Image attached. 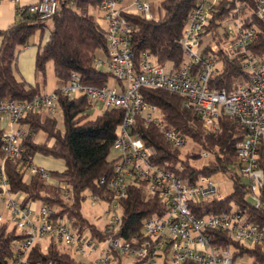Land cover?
Segmentation results:
<instances>
[{
    "label": "trees",
    "instance_id": "trees-1",
    "mask_svg": "<svg viewBox=\"0 0 264 264\" xmlns=\"http://www.w3.org/2000/svg\"><path fill=\"white\" fill-rule=\"evenodd\" d=\"M39 0H36L38 2ZM152 4V1L149 0ZM102 0H74L73 4L60 6L56 15L41 21L31 12L33 4L20 10L15 23L0 30V104L9 102H29L38 95H45L48 65L53 64L54 77L66 85L73 75L83 84L103 87L111 82V75L96 66V58L107 52L106 29L100 25V16L91 13L99 11ZM259 0H217L210 8V24L204 36V48L218 46L217 71L209 79L211 89L232 93L250 77L244 69L243 56L235 50L225 32L224 25L242 18L246 27L259 30L257 38L249 45L252 57L264 63V21L257 16ZM202 0H160L159 11L164 15L156 20H147L139 14L126 12L125 18L133 33L130 47L136 63L141 54L149 50L157 64L177 71L185 61L183 37L191 11ZM35 4V3H34ZM243 8L241 12L239 8ZM39 33V51L36 58V82L29 85L19 75L18 57L32 37ZM48 40L44 45L45 36ZM55 89L58 99L55 110L61 113L63 127L59 119L47 111L28 113L19 127L27 132L18 155L9 156L6 161L7 191L11 195L23 196V205L40 203L53 211V221L68 220L79 234L89 233L95 242L106 241L110 234L90 222L82 213V204L88 195L107 203L112 201V191L102 184L113 176L118 159L111 160L119 127L123 123L125 111L121 108L107 109L90 118L92 104L84 95L69 98ZM147 103L159 110L160 122L166 128L183 134L187 140L197 144L204 152L214 156V161L203 168L191 164L190 154L173 148L157 125H147L139 118L135 133L147 146L155 150L152 163L181 177L189 184H196L201 177L213 178L223 175L232 183V192L195 200L191 209L197 217L223 214H241L248 221L264 230V189L263 205L256 208L250 187L240 173L237 144L244 139L245 131L236 118L221 115L218 130L207 131L203 121L194 109L185 107L181 96L155 89L143 90ZM46 136L38 142V134ZM4 132L0 130V147ZM261 164L264 170V139L260 148ZM42 155L65 163L63 172L50 171L48 179L40 174H32L26 180L27 170L35 156ZM147 181L130 185L126 197L120 201L122 226L115 238L132 248L141 247L151 239L145 234L144 225L153 217H164L169 211L168 201L150 193ZM4 188L0 182V197ZM211 242L220 249L229 246L234 259L250 258L255 264H264V244L248 246L232 240L226 234L211 230ZM26 235L20 233L9 222L0 226V264H13L19 246ZM126 256L114 254L117 264H124ZM28 264H88L78 260L71 249L61 248L60 243L51 240L47 247L38 243L28 256ZM133 264H137L135 261ZM161 264H170L167 253ZM184 264H195L187 261Z\"/></svg>",
    "mask_w": 264,
    "mask_h": 264
},
{
    "label": "built area",
    "instance_id": "built-area-1",
    "mask_svg": "<svg viewBox=\"0 0 264 264\" xmlns=\"http://www.w3.org/2000/svg\"><path fill=\"white\" fill-rule=\"evenodd\" d=\"M10 1L20 5L22 0ZM129 0H102L100 25L106 29L107 52L96 58L97 68L106 67L114 84L103 87L88 86L77 75L60 88V93L74 98L84 95L92 104V109L102 113L107 109L121 108L125 111L123 123L119 127L115 147L120 149V156L112 177L104 179L113 194L109 202L112 221L105 229L110 237L103 241L105 246L99 249L97 242L90 236L79 234L69 222L53 221V211L46 206L36 208L35 203L23 205L21 195H11L7 191L6 161L9 156L21 153V144L27 138V132L19 127V122L30 112L45 110L54 116L58 94L54 90L45 95H38L29 102H9L0 104V130L3 144L0 147V182L4 195L0 202L5 210L10 211L11 221L20 233L26 235L19 246L13 264H28V256L38 244L45 245V240L59 242L73 253L83 256L96 254V264H117L114 254L134 257L137 264H161L166 253L170 264H255L253 259H234L229 246L220 249L214 246L208 235L211 230L220 231L232 240L248 246L264 244V230L248 221L241 214L209 215L197 217L191 209L192 201H199L220 194V186L212 178L201 177L196 184H189L181 177L155 166L152 159L155 150L135 133L138 119L143 118L147 125H157L170 145L182 149L187 145V138L180 132L166 128L160 122L159 110L146 102L143 90L155 89L181 96L185 107L197 111L207 131L218 130L221 115L236 118L245 136L237 144L240 173L250 187L251 199L256 208L263 205L264 170L261 164L259 148L264 139V63L249 53V45L257 38L256 27H246L242 18H237L224 25L228 39L235 50L243 56L244 69L249 72L248 81L234 92H221L211 89L209 79L217 71L218 46L204 48V36L210 24V8L217 0H202L188 18L183 37L185 61L177 71L157 64L152 53L145 50L136 63L130 47L133 33L125 18ZM132 7L147 20L152 18L149 0H131ZM73 4L74 0H39L31 7V12L41 21L54 17L62 4ZM243 8H239L241 12ZM20 14V10L17 11ZM257 16L264 21V0H259ZM207 156V155H205ZM33 174H40L48 179L50 171L30 165ZM147 181L150 193L168 201L169 211L166 216L149 218L144 231L151 239L141 247L126 246L115 238L122 226V216L117 211L120 201L126 197V190L132 184ZM1 219V218H0ZM44 264H54L47 262Z\"/></svg>",
    "mask_w": 264,
    "mask_h": 264
},
{
    "label": "rangeland",
    "instance_id": "rangeland-1",
    "mask_svg": "<svg viewBox=\"0 0 264 264\" xmlns=\"http://www.w3.org/2000/svg\"><path fill=\"white\" fill-rule=\"evenodd\" d=\"M159 6H160V0L152 1L151 14H152V18H154L156 20L160 19L164 15L163 10L159 11ZM129 12L136 13V9L134 7H130ZM91 13L96 14L97 16H100V18L102 16V12L100 10L99 11L92 10ZM103 25L106 26L107 24L103 23ZM38 35H39V33H36L32 37L31 42L36 40V39L38 40ZM99 54H100L99 57L103 56V55H101V53H99ZM102 69L104 71H107L106 67H104ZM168 70H169V68H168ZM110 84L111 85L114 84L113 79L111 80ZM59 86H61V82L58 81L54 77L52 65H50L49 75L47 78V89H46V91L52 92L56 88H58ZM100 114L101 113H97L94 109L89 111L90 118H94ZM50 115H51V113H50ZM54 116H56L59 119L60 127L62 128L63 127V121H62L61 113L57 112L56 114H54ZM45 139H46V136L43 133L38 134V136H37L38 142H43V141H45ZM182 151H183L184 155L190 154L191 164L196 168H203L206 165H208L209 163L214 161L213 155H211L210 153L204 152L197 144H195L191 140H188L187 145L182 148ZM120 154H121L120 149L115 147V148H113V150L111 152L110 159L115 160V159L119 158ZM205 155H207V156H205ZM32 174H33L32 168H29L27 170V173H26V180L27 181L30 180ZM212 180L220 186V188H221L220 195H222L223 192L229 193V194L232 192L231 181H229L223 175H216L212 178ZM82 213L86 218H88L90 220L91 223L97 225L101 229H105L107 224H109L112 221L113 215H114V213L110 212L109 203H107L103 200L95 199L91 195H88L87 198L85 199V201L83 202ZM117 213L119 216H122V209L119 208ZM0 216H1V213H0ZM1 221L2 220H0V222ZM64 221L69 223L68 220H64ZM1 225L2 224L0 223V226ZM84 235L87 237L90 236L88 232H86ZM49 241H50V239L47 240L46 245L49 244ZM97 245H98L99 249H102L105 246V243L104 242H97ZM60 247L64 248L66 246H64L63 244L60 243ZM74 256L78 260L84 261L88 264H96V262H95L96 254L95 253L88 255V256H83V255H80V254H77L74 252ZM244 259H245L244 261H249L248 260L249 258H244ZM134 262H135L134 257L131 256L125 260L124 264H133Z\"/></svg>",
    "mask_w": 264,
    "mask_h": 264
},
{
    "label": "crops",
    "instance_id": "crops-1",
    "mask_svg": "<svg viewBox=\"0 0 264 264\" xmlns=\"http://www.w3.org/2000/svg\"><path fill=\"white\" fill-rule=\"evenodd\" d=\"M34 3H36V0H22L20 5H15L14 3L10 1L0 2V30L8 29L15 23V21L19 17V14L17 12L18 8L27 7ZM127 3H128V6H127L128 9L132 7L131 0H129ZM1 40L2 39L0 38V45H1ZM47 40H48V34L45 36V39L42 45H44ZM39 42H40V35H38V40L36 39L32 41L28 46L24 47L18 57L19 75L29 85H32V86H34L36 82V72H35L36 67L35 66H36L37 54L39 51V46H38ZM50 65H52L53 75H54V68H53L52 63L48 65V75H49ZM49 92L46 91V93H49ZM33 164L37 167H42V168H45L53 172H63L65 170V163L63 161L55 160L50 157H44L42 155L35 156L33 160ZM220 193H221V190H220ZM226 194L227 193L225 192L222 193V195H226ZM35 206L37 209H39L42 205L40 203H35ZM0 213H1L0 220H2L0 222L1 224L9 222L13 225L11 221L10 211L5 210L1 202H0ZM45 242H47V240H45ZM48 245L49 244L46 245L45 243V245L43 246L47 247ZM64 248L67 249V247H64ZM126 259H128V257H126Z\"/></svg>",
    "mask_w": 264,
    "mask_h": 264
}]
</instances>
